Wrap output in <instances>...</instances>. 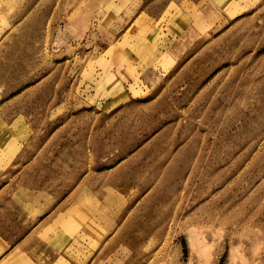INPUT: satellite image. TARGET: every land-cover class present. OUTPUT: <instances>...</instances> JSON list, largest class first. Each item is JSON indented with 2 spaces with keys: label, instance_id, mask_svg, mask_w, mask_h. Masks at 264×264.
Segmentation results:
<instances>
[{
  "label": "rangeland",
  "instance_id": "rangeland-1",
  "mask_svg": "<svg viewBox=\"0 0 264 264\" xmlns=\"http://www.w3.org/2000/svg\"><path fill=\"white\" fill-rule=\"evenodd\" d=\"M2 256L264 264V0H0Z\"/></svg>",
  "mask_w": 264,
  "mask_h": 264
},
{
  "label": "crops",
  "instance_id": "crops-1",
  "mask_svg": "<svg viewBox=\"0 0 264 264\" xmlns=\"http://www.w3.org/2000/svg\"><path fill=\"white\" fill-rule=\"evenodd\" d=\"M36 205H34V204H30V206H29V208H28V212L26 213L25 212V214H22L21 216H20V218L18 219V230H19V233L22 235V236H20L19 237V239H18V241L15 243V245L12 247V249H10L8 252H6L5 254H7V253H13L14 252V250H15V247H16V244H18V243H21L23 240H24V236L27 234V232H29V230L31 231L33 228H35V227H37L42 221H43V219L45 218H41L40 220H37L35 223H34V225H32L31 226V228L29 229V230H24L23 228H25L26 227V224L28 223V219H27V215H29L30 213L32 214H34V216L35 217H37L38 216V214L37 213H39V212H41V211H37V208L35 207ZM51 212H54V210L53 211H51ZM50 212V213H51ZM49 213V214H50ZM47 217V216H46ZM46 219V218H45ZM33 221H35V220H33ZM10 222V224H12L14 227H16L15 226V224L14 223H12L11 221H9ZM74 235V234H73ZM88 241H92V240H88ZM83 242H85V241H82L81 243H79L78 244V246L77 247H75L74 246V242L70 245V246H72L73 247V249L74 250H79L80 249V247H79V245H82L83 244ZM87 242V241H86ZM88 243V242H87ZM95 248H97L98 246L97 245H95L94 246ZM74 250H73V252H72V254H74V256H75V252H74ZM81 250V249H80ZM71 254V253H70ZM98 258H101L100 256L98 257ZM96 262V261H95ZM103 262V261H102ZM12 264H14V262L12 263ZM22 264V263H21ZM94 264H96V263H94ZM98 264H101V261L98 263Z\"/></svg>",
  "mask_w": 264,
  "mask_h": 264
},
{
  "label": "bare ground",
  "instance_id": "bare-ground-1",
  "mask_svg": "<svg viewBox=\"0 0 264 264\" xmlns=\"http://www.w3.org/2000/svg\"><path fill=\"white\" fill-rule=\"evenodd\" d=\"M45 238V236H42V239H44ZM46 238H49V236L47 235L46 236ZM36 244H38L36 241H34ZM39 245V244H38ZM45 250H47V251H51V250H48L47 248H44ZM23 250H26V249H24V248H22V249H20V251H19V253L18 254H20ZM8 255H11V253H8ZM2 260H3V256L0 258V264L2 263ZM39 264H43V262H41V263H39Z\"/></svg>",
  "mask_w": 264,
  "mask_h": 264
}]
</instances>
